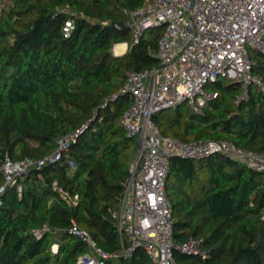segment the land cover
I'll return each instance as SVG.
<instances>
[{
  "label": "trees",
  "instance_id": "obj_1",
  "mask_svg": "<svg viewBox=\"0 0 264 264\" xmlns=\"http://www.w3.org/2000/svg\"><path fill=\"white\" fill-rule=\"evenodd\" d=\"M144 2L0 0V166L6 159L43 160L83 129L59 161L20 178L21 196L16 187L0 196V264H78L87 246L69 233L74 224L105 251L121 250L112 214L139 145L122 127L132 100L120 90L128 73L159 65L164 34L163 27L150 29L134 44L126 12ZM69 20L75 30L65 38ZM119 44L128 45L122 56L114 54ZM249 58L252 74L264 82V53L251 50ZM210 90L218 98L202 115L187 105L155 114L162 135L185 143L227 141L264 155L262 89L251 86L240 103L238 83L220 80ZM4 184L0 172V187ZM60 190L78 196L77 205ZM166 193L176 245L194 239L206 256L175 251L179 264H264V173L222 155L174 157ZM124 264L152 261L138 249Z\"/></svg>",
  "mask_w": 264,
  "mask_h": 264
},
{
  "label": "built area",
  "instance_id": "obj_2",
  "mask_svg": "<svg viewBox=\"0 0 264 264\" xmlns=\"http://www.w3.org/2000/svg\"><path fill=\"white\" fill-rule=\"evenodd\" d=\"M126 14L134 44H139L146 31L164 28L157 55L159 65L128 73L120 90V94L132 100L122 118V127L139 145V162L132 164L118 209L112 214L117 221L122 248L109 253L88 232L74 224L69 233L87 246L78 264H124L138 249L147 253L152 264H179L175 251L201 255L205 259L198 241L190 239L183 245H176L174 241L173 208L166 193L171 159L203 160L222 155L264 173V155L242 150L227 141L185 143L165 138L153 116L182 105H187L195 115H202L206 105L218 98L210 87L220 80L242 86L243 96L238 103L248 98L251 86L264 92V82L252 74L253 64L249 58L251 50L264 53V0H145L141 8ZM74 30V21H67L63 27L64 37L69 38ZM115 50L116 46L114 54L117 56ZM82 132L80 129L65 137L58 143L57 150L43 160L12 162L6 159L0 166L5 177L0 196L9 187H16L21 196L20 178L59 161ZM70 164L75 170L74 163ZM59 192L69 204L77 205L78 196ZM2 204L0 198V206ZM43 232L37 235L42 236ZM58 251L57 242L52 252L57 254Z\"/></svg>",
  "mask_w": 264,
  "mask_h": 264
},
{
  "label": "crops",
  "instance_id": "obj_3",
  "mask_svg": "<svg viewBox=\"0 0 264 264\" xmlns=\"http://www.w3.org/2000/svg\"><path fill=\"white\" fill-rule=\"evenodd\" d=\"M121 45H126V48L125 49H123V50H118L119 49V47L121 46ZM119 46V47H118ZM117 46V49L115 50V52H117L116 54H118L117 56H122V55H124L126 52H127V50H128V45L127 44H119Z\"/></svg>",
  "mask_w": 264,
  "mask_h": 264
},
{
  "label": "rangeland",
  "instance_id": "obj_4",
  "mask_svg": "<svg viewBox=\"0 0 264 264\" xmlns=\"http://www.w3.org/2000/svg\"><path fill=\"white\" fill-rule=\"evenodd\" d=\"M167 112H168V113H171V112H173V111H169V110H167ZM138 155H139V151H138V154H136V156H135L136 159L133 161L132 164H134V163L137 162Z\"/></svg>",
  "mask_w": 264,
  "mask_h": 264
},
{
  "label": "bare ground",
  "instance_id": "obj_5",
  "mask_svg": "<svg viewBox=\"0 0 264 264\" xmlns=\"http://www.w3.org/2000/svg\"><path fill=\"white\" fill-rule=\"evenodd\" d=\"M119 47V46H118ZM126 48V45H121L120 47H119V49L118 50H123V49H125ZM116 49H117V47H116ZM117 53V52H116ZM118 55V54H117Z\"/></svg>",
  "mask_w": 264,
  "mask_h": 264
},
{
  "label": "water",
  "instance_id": "obj_6",
  "mask_svg": "<svg viewBox=\"0 0 264 264\" xmlns=\"http://www.w3.org/2000/svg\"><path fill=\"white\" fill-rule=\"evenodd\" d=\"M167 111V110H166ZM137 162H139V157L137 158Z\"/></svg>",
  "mask_w": 264,
  "mask_h": 264
}]
</instances>
